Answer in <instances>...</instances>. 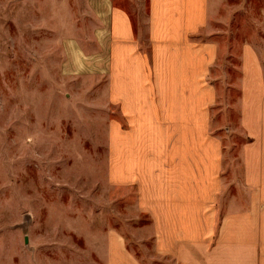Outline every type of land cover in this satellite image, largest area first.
<instances>
[{
    "label": "rangeland",
    "instance_id": "1",
    "mask_svg": "<svg viewBox=\"0 0 264 264\" xmlns=\"http://www.w3.org/2000/svg\"><path fill=\"white\" fill-rule=\"evenodd\" d=\"M210 1L195 40L218 45L211 131L223 145L222 214L245 199L240 57L253 44L264 62V0ZM110 6L145 29L147 0H0V264H104L96 252L108 230L141 264H174L154 254L134 189L107 182L108 125L121 124L107 101Z\"/></svg>",
    "mask_w": 264,
    "mask_h": 264
},
{
    "label": "crops",
    "instance_id": "2",
    "mask_svg": "<svg viewBox=\"0 0 264 264\" xmlns=\"http://www.w3.org/2000/svg\"><path fill=\"white\" fill-rule=\"evenodd\" d=\"M146 27L110 6L107 101L118 109L107 134V182L134 189L151 222L152 248L174 264H264V62L244 44L240 63L241 186L220 212L222 140L211 131L217 88L210 0H147ZM144 30V31H143ZM143 35L145 36L143 38ZM147 42L149 52L142 50ZM96 252L104 264H141L114 230Z\"/></svg>",
    "mask_w": 264,
    "mask_h": 264
}]
</instances>
